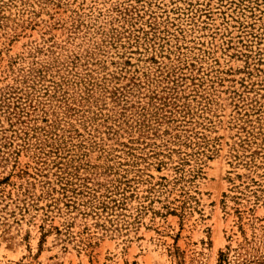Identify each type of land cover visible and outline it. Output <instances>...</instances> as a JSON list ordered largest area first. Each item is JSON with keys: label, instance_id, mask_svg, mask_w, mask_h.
I'll return each mask as SVG.
<instances>
[{"label": "rangeland", "instance_id": "obj_1", "mask_svg": "<svg viewBox=\"0 0 264 264\" xmlns=\"http://www.w3.org/2000/svg\"><path fill=\"white\" fill-rule=\"evenodd\" d=\"M0 264H264V0H0Z\"/></svg>", "mask_w": 264, "mask_h": 264}]
</instances>
